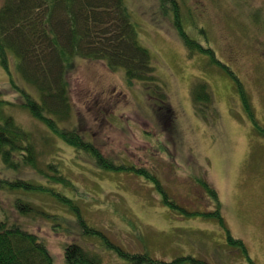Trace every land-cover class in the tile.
<instances>
[{"label":"rangeland","instance_id":"1","mask_svg":"<svg viewBox=\"0 0 264 264\" xmlns=\"http://www.w3.org/2000/svg\"><path fill=\"white\" fill-rule=\"evenodd\" d=\"M179 2L184 20L193 12L205 27L201 42L205 45L206 37L219 60L238 76L248 108L224 66L201 53H187L172 17L157 8L159 1L127 0L138 24V41L151 54L173 113L170 116L163 103L155 102L154 107L145 86L161 90L155 83L130 82L104 60L78 57L68 71L72 114L60 121V127L78 129L114 161L151 168L169 202L162 201L160 189L142 175L96 168L90 157L50 134L24 108L13 106L9 112L33 138L38 165L45 169V162L53 161L71 179L70 185L56 188L71 196L88 224L123 249L162 259L188 253L211 264H248L216 219L181 213L179 206L214 210L217 201L208 196L201 182L206 181L217 193L229 234L242 239L256 264H264V0ZM199 79L208 83L213 95L214 113L205 110L206 116L198 113L191 97L192 84ZM0 95L20 103V93L2 67ZM20 170L17 176L44 181L32 167ZM33 197V203L53 213L56 222L32 213L22 220L43 239L55 264H65L64 246L69 242L83 244L104 262L118 263L95 236L81 233L70 208L40 194ZM0 206L16 217L12 195L0 192Z\"/></svg>","mask_w":264,"mask_h":264},{"label":"trees","instance_id":"2","mask_svg":"<svg viewBox=\"0 0 264 264\" xmlns=\"http://www.w3.org/2000/svg\"><path fill=\"white\" fill-rule=\"evenodd\" d=\"M157 1V8L172 17L174 30L187 53H201L207 56L210 62L224 66L235 78L248 108L247 95L238 76L232 68L219 60L206 37L207 43L204 45L201 42L199 37L205 36V27L200 26L193 12L184 20L179 0ZM137 27L127 0L0 2V67L7 74L11 87L19 92L21 97L20 103L17 104L0 95V160L3 165V171H0V192L12 195L16 213V217H11L12 212L8 213L0 206V264H55L54 256L46 243L29 230L22 220L26 219L25 216L32 217V213L56 222L53 213L33 203V195L36 194L52 198L70 208L76 215V224L78 223L81 233L88 237L95 236L102 249L112 252L118 258L117 264H211L204 258L188 253L162 259L153 257L149 252H132L123 249L98 228L88 224L80 215L79 209L74 206L71 196L55 186H68L72 183L71 179L56 169L53 161H46L45 169L43 165H38L33 138H30L29 132L23 129L9 112L13 106L24 108L41 121L50 134L59 137L77 153L90 157L96 168L103 171L129 170L131 173L142 175L160 189L164 195L162 201L169 202L166 191L151 168L118 163L104 155L94 141L85 137L78 129L60 127V121L72 114L68 71L78 57L104 60L109 69L122 70L126 80L130 82L139 80L143 83H155L161 90L154 87L150 89L151 85H147L145 91L152 97L154 107L155 102L163 103L171 116L173 107L169 102L168 93L159 85V77L155 66L152 65L148 48L138 41ZM19 77L21 81L17 83ZM191 97L198 113L202 112L201 116H206L205 110H212L214 113L213 95L206 81H194ZM155 115L159 119L157 110ZM26 167L37 170L44 181L17 176L20 169ZM7 171L14 173L8 174ZM201 182L208 196L217 201L214 210H188L179 206L181 213L185 216L201 215L216 219L224 229L229 244L240 249L248 264H256L242 239L229 234L219 210L216 191L208 182ZM63 257L65 264H112L104 262L98 253L90 252L78 242L67 243Z\"/></svg>","mask_w":264,"mask_h":264}]
</instances>
